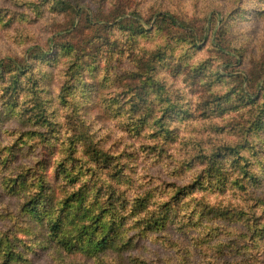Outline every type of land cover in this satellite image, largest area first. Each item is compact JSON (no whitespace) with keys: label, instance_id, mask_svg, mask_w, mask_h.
Returning <instances> with one entry per match:
<instances>
[{"label":"rangeland","instance_id":"374dc122","mask_svg":"<svg viewBox=\"0 0 264 264\" xmlns=\"http://www.w3.org/2000/svg\"><path fill=\"white\" fill-rule=\"evenodd\" d=\"M99 27L100 33L95 31ZM134 32L139 34L137 43L133 48L127 43L114 58L116 68L120 63L128 69L121 76L118 70L103 71L105 56L76 70L87 59L89 37L121 36L128 41L126 37ZM41 52L50 54L42 59ZM76 57L77 63L72 64ZM153 58L154 70L162 79L157 85L147 82ZM15 64L21 65L16 94L11 86ZM69 71L77 72L75 77H67ZM138 83L149 85L144 102L153 110L148 114L151 121L140 135H134L129 133L125 113L112 111L115 116L107 119L101 114L103 104L125 109L138 99ZM210 89L227 95L231 104L224 110L211 108ZM71 93L67 101L49 107L50 119L41 114L38 95H52V103ZM248 96L259 99L258 113L264 109V0H0V264H210L217 256L213 243L230 236L220 228L223 219L211 221L214 218L209 216L202 224L187 220L196 197L205 198L213 212L228 207L260 228L264 226L258 201L264 199L261 189H253L251 198L259 207L243 200L242 192L201 195L199 191L197 195L196 189V195L182 198L192 203L177 209L172 224L149 230L136 225L142 217H129L121 243L97 252L78 244L87 245L90 234L86 236L84 230L67 225L56 235L49 230L48 217L35 219L26 210L41 190L48 195L47 209L57 213L67 210L62 203L76 197L74 192H84L80 187L90 175L94 183L114 181L113 170L102 166L88 170L82 161L63 154L65 138L73 134H79L72 146L80 153L100 154L90 133L106 143L102 147L125 151L117 154L125 161L123 173L137 171L138 179L169 187L170 194L180 188L183 195L192 175L208 161L203 154L220 146L218 157L236 160L228 149L245 141L242 129L253 121L240 104ZM185 107L188 113L181 116ZM259 117L264 119V110ZM154 118L158 123L151 125ZM153 144L163 153L157 166H152ZM244 144L241 154L258 155L264 162V127ZM127 153H134L135 168L123 158ZM68 171L72 176H67ZM100 195L104 197L105 190ZM92 212L100 213V208ZM225 224L238 233L234 250L249 253L252 230L243 222ZM259 245L263 260L264 239ZM8 250L12 257L5 254ZM262 260L259 264H264Z\"/></svg>","mask_w":264,"mask_h":264},{"label":"trees","instance_id":"16d2710c","mask_svg":"<svg viewBox=\"0 0 264 264\" xmlns=\"http://www.w3.org/2000/svg\"><path fill=\"white\" fill-rule=\"evenodd\" d=\"M173 22L174 25H176V21ZM95 31L100 33L103 31V28L99 27L98 29H95ZM138 36L139 34H137V32L128 34V37H126L128 41H125V38L121 36H118L113 40H109L108 37L102 38L100 35L94 34L89 37L92 41V46L89 47V49L86 47V50L88 51L86 53L87 59L84 63L80 62V64L77 65L76 70L79 71L87 66H92V64L99 61V57L105 56L108 62L103 71L109 72L112 70H118L119 73L116 74L121 76L124 72L128 71V69L120 63L119 67L116 68L114 58L118 54L120 55L124 52V47L127 43H131L130 46L133 48L134 44L137 43ZM221 47L224 48L223 46ZM79 48L83 49V45H80ZM71 49L72 48H70V50ZM49 54L50 52H41L40 56L42 59H45ZM157 56L158 55L155 54V58H157ZM77 60L78 57L73 60L72 64H76ZM116 61L119 62L118 59H116ZM156 63L157 62H155L154 58L150 62L151 71L149 72L147 78L149 85L162 83V79L159 75H157L155 72L156 70H154L157 66ZM51 65L52 64L50 63V66ZM20 73L21 65L19 64L18 66L15 64L14 70L11 73V86L14 89L13 92L15 94L19 93L18 89L21 85ZM76 73L77 72L69 71L65 75L67 77H75ZM224 77L228 79L229 75H225ZM118 82L123 85V80L119 79ZM149 85L146 84L141 86L140 83L135 85L138 93L137 96L139 98L133 99L129 106L125 109L124 105L103 104L102 109L105 113H102L101 115L107 119L111 118L110 115L115 116V112L112 111L119 112V115L125 113L127 117V126L129 130H131L129 133L140 135L143 126L149 123L152 118V116L148 115L149 112L153 110L152 105L144 102L147 100L146 90ZM123 86H126L125 83ZM210 90L212 95H210L207 102L211 108L215 107L224 110L228 104H231L227 95H221L213 89ZM71 96L72 93L66 94L61 101L57 100L52 103V95L47 96L46 98L38 95L36 100L39 104H41V114H43L45 118L47 117L50 119L47 115V113L50 114L48 112L49 107L61 104L62 102L67 101V98H70ZM258 102L259 99L256 100L255 96H248L243 99L242 103H240L242 108H244V111L248 112V115L251 119H253V121L249 122L250 120H248V123L242 129L241 135L244 136L245 141H240L236 144L239 147L233 146L228 149L229 151H233V157H236V160L234 161L235 163L218 157L217 152L221 150L220 146L216 147L208 154H203V157L208 161L199 168L198 173L196 172L192 175L186 187L187 191L183 195L179 194L181 190L179 187L177 191L174 190L173 193L170 194L169 187L164 189L161 187L158 188L151 180L145 178L138 179L139 173L137 171H134L133 173L129 172L127 174L123 173L122 169L125 161L118 158L117 154H123L125 151L114 152L110 150V147H102L104 145L106 146V143H99L95 138L94 140L92 138V134L90 133L88 135H90L92 144L98 145L100 148V154L96 155L94 153H89V155L84 152L80 153L75 146H72V144H75L73 142H75V139L79 136V134H73L71 137L65 138L64 144L65 146L67 145V147L63 154H66L74 161H82L85 169L88 170L99 166L113 170L115 172L114 181L110 183L105 181V179H97L96 183H94L92 181V176L90 175V179L86 180L80 187V189H83L84 192H74L72 195L74 196L75 194L76 197L70 198L67 203H62L68 205L67 210H59L57 213H52L47 209L48 195L45 191L41 190L37 196L34 198L32 197L33 203L30 201L32 204L29 205L26 211L35 219L42 220L43 218L48 217L49 230L56 235L65 231V226L67 225H71V228H75L79 231L84 230L83 234L86 236L90 234L87 245H84L82 241L78 244L80 247H85L92 252H97L99 250L106 249L108 246L113 247L121 243L122 234L124 232L123 229L125 228L127 231V226H129V223H126V220L129 217H142V219H137L138 223H136V225H141L143 228L149 230H157L172 224L173 221L171 217H177V209L179 207H184L187 204L191 205L192 203L189 199L182 198L188 194L196 195L194 193L196 189H199L197 195H199V191L202 192L201 195L205 192H214L219 193L220 195L225 194L226 192H230L232 194L242 192L245 195L243 200L245 199L247 202H253L254 205H258L254 199H251L255 193L252 190L261 189V194L264 196V162L258 155L246 157L241 154V151H244L246 148L244 143H248L249 139H251L253 135L257 134L260 129L264 127V119L259 117V113H261L264 109H259L258 113V110L256 109V106H259ZM233 104L235 106H239L238 104ZM206 110L209 111L210 109L207 107ZM187 113L188 109L186 107L185 110L180 109L181 116L186 115ZM126 120H124V123ZM154 121L151 122V125L158 123L155 118ZM56 122L59 121L56 120ZM81 124L84 125L85 132L86 130H89V127L84 124V121H81ZM151 147L154 149L151 157L153 162L152 166H157L160 164V159L163 155L162 148H159V145L154 144ZM123 158L130 161L134 168L138 163L134 153H127L126 157ZM241 161L244 163H240ZM163 168L164 167L161 166V169ZM118 170L120 171L118 172ZM68 172L69 175L67 176H72L71 172ZM91 173L94 175V171H91ZM91 190H94L95 193L87 195ZM104 190L105 196L103 197L100 194ZM258 201L262 206L261 214H264V199L259 197ZM97 207L100 208V213L96 214L95 212H92V210ZM246 208L252 215L254 214V210L251 209V207H248L247 204ZM209 216H211L210 218H214L211 221L223 219L220 221V228H226V232L228 236H230L228 239L217 240L213 243L214 245L211 247L212 249H215V254H217V256L214 257V260L210 264H247L246 262H252L253 264H256L255 262H257L259 264L262 260L260 257L262 256L263 251L259 252L258 246L261 247L259 243L264 239V226L258 228V224L256 222H251L249 217L242 219L238 213L234 212L232 209H228V207L221 212H213L212 207L209 206L206 199L199 195L196 197L192 210L188 211L187 220L195 223L201 222L202 224L204 221L203 219L205 217L209 218ZM225 222H228L229 225L243 222L249 230H252L251 236L253 239L250 240V244L247 247V249L250 250L249 253H242L239 249L234 250L233 242L237 240L238 233L230 229ZM257 232L261 234L258 238L256 237ZM5 254L12 257L11 250H8ZM221 259H223V261L220 262Z\"/></svg>","mask_w":264,"mask_h":264}]
</instances>
